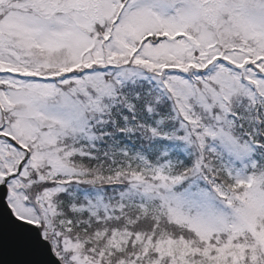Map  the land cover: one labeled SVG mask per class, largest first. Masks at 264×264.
Masks as SVG:
<instances>
[{"label":"snow or ice","instance_id":"snow-or-ice-1","mask_svg":"<svg viewBox=\"0 0 264 264\" xmlns=\"http://www.w3.org/2000/svg\"><path fill=\"white\" fill-rule=\"evenodd\" d=\"M0 264H264V0H0Z\"/></svg>","mask_w":264,"mask_h":264}]
</instances>
